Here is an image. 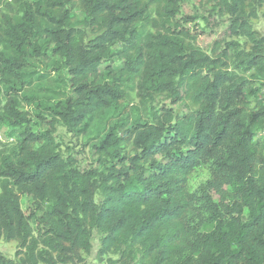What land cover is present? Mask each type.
I'll use <instances>...</instances> for the list:
<instances>
[{
  "label": "trees",
  "instance_id": "16d2710c",
  "mask_svg": "<svg viewBox=\"0 0 264 264\" xmlns=\"http://www.w3.org/2000/svg\"><path fill=\"white\" fill-rule=\"evenodd\" d=\"M183 1L5 2L0 128L18 132L0 149V238L22 256L0 251V264L88 251L94 231L100 252L118 253L121 264H264V139L255 138L264 105L251 88L264 81V36L252 24L262 0H198L229 18L226 37L244 40H214L210 52L178 17ZM74 9L91 35L72 22ZM46 41L69 75L63 98L26 86L28 60ZM114 59L120 65L102 79L99 67ZM131 94L143 118L116 119L95 146L98 167L79 168L56 125L80 130ZM32 113L46 130L30 127ZM21 196L36 212L21 208Z\"/></svg>",
  "mask_w": 264,
  "mask_h": 264
},
{
  "label": "rangeland",
  "instance_id": "374dc122",
  "mask_svg": "<svg viewBox=\"0 0 264 264\" xmlns=\"http://www.w3.org/2000/svg\"><path fill=\"white\" fill-rule=\"evenodd\" d=\"M11 0H0V11L6 9L5 2ZM29 1V0H26ZM12 3V2H11ZM13 9L19 10L18 4H12ZM210 7L201 5L198 0H184L181 5L180 14L178 17H188L186 22L187 28L196 35V43L207 52H210L214 40L227 38L226 40H237L243 44L242 38L226 37L229 26V18L227 16H218L215 13L209 14ZM257 17L252 19L253 28L258 31L261 36H264V0L260 5H256ZM72 22L76 27L83 28L87 35L92 33L83 27L85 19L84 14L78 9H74L71 14ZM43 46V44H42ZM118 47V45H116ZM47 48V49H45ZM52 44L45 42L43 48L38 52L41 54H34L29 58L27 64V77L30 80L27 87L35 90H40L48 94H55L60 98L65 95L72 94L69 83V75L67 70L61 67L59 59L51 52ZM119 59L113 61H103L99 67L102 74V79H109L106 67H117L120 65ZM252 90L258 88L256 98L264 105V81L253 82ZM246 98H251L249 91L246 93ZM169 106L178 114H183L187 110V106L183 103H171L167 100L160 99V103ZM137 99L133 94L130 95L129 102H125L122 106L109 109L105 115L93 121H86L77 131H68L63 125H56L55 139L60 145V148L65 153H70L76 160V165L81 169L98 167L97 155L95 153V146L99 142L107 129L116 119L125 117L128 123L140 120L143 118L141 110L135 109ZM251 107L253 106L250 105ZM25 109L29 107L25 106ZM29 123L30 127L36 131H44L47 129L46 125L40 118L35 115L31 116ZM10 128H0V149L12 146L17 139V132ZM255 138L264 139V128L256 132ZM205 174L193 176L190 180L192 190H196L206 180ZM217 200L216 196H213ZM21 208L29 212H36V207L32 199L28 196H21ZM34 226V225H33ZM203 230L211 229L210 225H204ZM91 249L73 250L74 252H65L57 255L55 252L51 253L52 262L54 264H121L120 255L116 252L101 253L100 252V235L94 231L91 241ZM39 249H42L39 247ZM18 245L15 241H6L0 238V251L9 258L19 260L16 256ZM26 257V256H25ZM52 262H37L35 264H53ZM28 264V263H27Z\"/></svg>",
  "mask_w": 264,
  "mask_h": 264
}]
</instances>
